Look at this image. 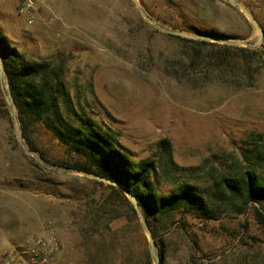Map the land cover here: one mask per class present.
<instances>
[{
    "label": "rangeland",
    "instance_id": "obj_1",
    "mask_svg": "<svg viewBox=\"0 0 264 264\" xmlns=\"http://www.w3.org/2000/svg\"><path fill=\"white\" fill-rule=\"evenodd\" d=\"M138 1L168 29L195 34L198 28L252 44L259 39L244 13L225 0ZM239 1L264 21L262 0ZM17 4L0 0L4 34L30 59L65 56L73 94L115 130L135 160L146 159L167 138L180 166H197L215 152H240L249 131L264 132V57L250 86L241 53L202 46L201 64L192 68L194 47L147 22L132 0H39L32 25L19 15ZM263 43L256 48L264 50ZM35 139L51 161H74L43 124ZM32 158L18 144L10 114L0 107V254L26 242L27 232L41 225L63 243L60 264H98L87 241L90 234L97 238L102 225L83 220L102 188L37 166ZM177 219L165 235L161 264H264V226L253 207L217 220L179 211ZM123 223L125 218L113 226ZM84 228L91 231L87 238ZM128 234L114 260L140 264L148 239L142 226L131 225Z\"/></svg>",
    "mask_w": 264,
    "mask_h": 264
},
{
    "label": "trees",
    "instance_id": "obj_2",
    "mask_svg": "<svg viewBox=\"0 0 264 264\" xmlns=\"http://www.w3.org/2000/svg\"><path fill=\"white\" fill-rule=\"evenodd\" d=\"M194 32L225 36L198 28ZM166 35L194 47L190 55L192 68L201 64L202 46L234 49L242 54L249 85H254L253 71L262 64L263 48ZM0 52L29 147L54 164L96 173L125 184L139 200L162 259L165 235L178 222L179 211L205 220H217L226 215H242L253 207L254 217L264 226V132L249 131L241 140L240 152L235 149L215 152L197 166H180L172 142L167 138L161 139L146 159L135 160L122 147L115 130L93 115L79 93L73 94L66 80L69 68L65 56L30 59L11 43L1 28ZM214 61L209 54L207 63L212 66ZM0 107L9 116L1 85ZM39 124L54 134L73 162H55L46 156L35 139ZM74 177L102 188L100 195L92 198L91 202L96 204H89V212L83 220L85 224L102 225L97 230V238L90 234L87 241L94 247L92 262L117 264L115 255L128 241L129 227L134 225L141 229L136 211L120 188L84 176ZM163 186H170L171 190L164 191ZM121 218H125V223L114 227L113 223ZM84 229L82 232L87 238L91 231ZM142 239L145 243L144 235ZM139 255L140 264H153L147 246Z\"/></svg>",
    "mask_w": 264,
    "mask_h": 264
},
{
    "label": "water",
    "instance_id": "obj_3",
    "mask_svg": "<svg viewBox=\"0 0 264 264\" xmlns=\"http://www.w3.org/2000/svg\"><path fill=\"white\" fill-rule=\"evenodd\" d=\"M132 1L135 5L137 11L140 13V15L147 22H149L150 24H152L153 26H155L159 30H161L165 33H168V34L179 35V36H183V37L191 38V39H195V40H208L211 42H218V43L226 44V45L252 47V48H256L264 40V29L261 26L259 20L247 8V6H245V4H243L239 0H225V1L231 3L232 5L237 7L241 12H243L244 15L247 17V19L250 21V23L258 31L259 39L254 44L250 43L248 40H235V39H232V38H229L226 36H212V35H206V34H200V33L191 34V33L183 32V31L168 29L165 26L161 25L153 17H151L146 12V10L143 8V6L139 3L138 0H132ZM0 85H1V88H2V91L4 94V98H5L8 110H9V114H10L13 126H14V130H15V134H16L18 144L20 145L22 150L26 154H28L29 156L35 158L39 164H41L42 166H44L48 169H52V170H55L58 172L66 173V174L88 177L92 180L101 181L105 184L113 185V186H116V187L120 188L121 190H123L124 193L126 194L127 198L129 199V201L133 205V207L136 211V214L139 218L140 224H141V226H142V228L146 234V237H147L148 243H149V251H150V254H151L152 259L154 261V264H161L162 258H161L160 252H159V247L157 245V242H156V239L153 235V232H152V230L148 224L146 216H145L142 208L140 207L139 200L135 196V194H133L125 184H123L119 181L107 178L105 176L98 175L96 173L88 172V171L77 169V168H72V167L54 164L52 162L45 160L38 151L31 149L29 147L28 143L26 142V140L23 136L21 123H20V119H19L18 108H17V105L15 103V100H14V97L12 94V89H11L10 82H9V79L7 77V73H6V70L4 67L1 52H0Z\"/></svg>",
    "mask_w": 264,
    "mask_h": 264
},
{
    "label": "built area",
    "instance_id": "obj_4",
    "mask_svg": "<svg viewBox=\"0 0 264 264\" xmlns=\"http://www.w3.org/2000/svg\"><path fill=\"white\" fill-rule=\"evenodd\" d=\"M19 15L34 24L39 0H17ZM52 21V19L50 20ZM63 243L54 232L32 230L27 241L0 254V264H60Z\"/></svg>",
    "mask_w": 264,
    "mask_h": 264
},
{
    "label": "crops",
    "instance_id": "obj_5",
    "mask_svg": "<svg viewBox=\"0 0 264 264\" xmlns=\"http://www.w3.org/2000/svg\"><path fill=\"white\" fill-rule=\"evenodd\" d=\"M262 2H264V0H262ZM261 9H263V12H264V7H261ZM263 16H264V13H263ZM259 22H260L261 26L264 28V21H263L262 19H259ZM33 216H34V214H33ZM38 227H39L38 230H40V231H42V230L44 229L41 225H39ZM32 230H35V229H32ZM32 230H30V231L27 232V236H26V237H28V234H29ZM36 230H37V229H36ZM38 230H37V231H38Z\"/></svg>",
    "mask_w": 264,
    "mask_h": 264
}]
</instances>
